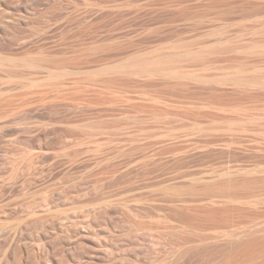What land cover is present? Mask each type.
<instances>
[{"label": "rangeland", "instance_id": "1", "mask_svg": "<svg viewBox=\"0 0 264 264\" xmlns=\"http://www.w3.org/2000/svg\"><path fill=\"white\" fill-rule=\"evenodd\" d=\"M0 264H264V0H0Z\"/></svg>", "mask_w": 264, "mask_h": 264}]
</instances>
